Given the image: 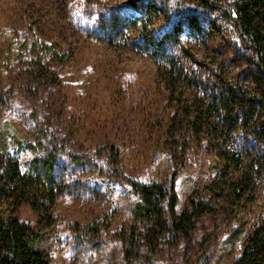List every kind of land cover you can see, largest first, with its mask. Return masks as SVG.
<instances>
[{
	"label": "rangeland",
	"instance_id": "1",
	"mask_svg": "<svg viewBox=\"0 0 264 264\" xmlns=\"http://www.w3.org/2000/svg\"><path fill=\"white\" fill-rule=\"evenodd\" d=\"M132 2L118 0L126 14L145 16L152 21L153 29L159 30L164 15H146ZM17 5L20 6L18 0H0V43L12 26L23 28L26 19L20 17ZM203 22V31L190 25L184 27L176 51L183 56L184 46L191 57L224 64L228 79L246 89L253 87L254 76L250 70L245 71L248 63L245 55L238 52V43L214 21ZM57 25L64 36L70 37L67 42L73 41L74 49L70 64L60 69L59 91L35 97L11 93L12 101L2 99L0 92V128L11 124L13 131L35 141L32 114L39 116L40 126L45 121L62 120L58 134L71 140L72 152L77 155L105 152L109 146L120 148L121 172L144 183L162 182L176 172L178 212L196 193L211 183L217 185L223 179V169L228 173L224 180L230 184L242 176L244 167L253 168L250 187L242 197L231 198L228 191L227 202L218 200L217 214L204 217L189 241L164 243L153 263L195 264L204 259V264H234L243 243L258 227H264V144L256 146L241 134L209 141L205 136L193 137L185 128V112H178L182 118L174 116L170 109L168 92L164 83L158 82L156 63L143 43L114 47L102 39L84 37L76 42L77 34L73 35L66 23L58 21ZM128 34L131 40L139 36L133 30ZM190 56H184L188 57L184 60L189 74H208L207 68L196 66ZM177 89L178 95L192 91L182 85ZM56 108L62 109L61 116ZM49 132L52 134L51 128ZM1 142L0 136V151ZM9 143L20 162L33 157L31 151H16L12 139ZM222 151L241 159V173L233 163L227 169L226 162L221 165ZM60 160L56 176L67 187L47 216L48 222L43 211L34 212L28 206L20 209L19 219L40 232L51 264H122V234L133 224L131 212L136 198L125 184L118 183L110 189L102 181V160L97 161V168L92 163ZM233 230L238 233L235 239L231 237Z\"/></svg>",
	"mask_w": 264,
	"mask_h": 264
},
{
	"label": "trees",
	"instance_id": "2",
	"mask_svg": "<svg viewBox=\"0 0 264 264\" xmlns=\"http://www.w3.org/2000/svg\"><path fill=\"white\" fill-rule=\"evenodd\" d=\"M18 1L17 10L26 21L21 29L12 26L0 43L2 99L12 101L11 93L51 96L57 89L60 69L70 64L74 55L73 41L67 42L70 37L64 36L57 25L63 21L73 35L77 34L76 42L84 37L99 38L114 47L143 43L156 63L158 82L164 83L168 92L170 109L177 117L183 118L178 112H185V128L193 137L205 136L209 141L241 134L256 146L264 144V0H133L132 5L146 15H164L159 30L153 29L152 21L145 16L126 14L118 0ZM204 19L214 21L238 43V52L247 59L249 69L245 71L250 70L254 76L253 87L246 89L228 79L224 64L191 57L184 46L183 56L176 51L184 27L203 31ZM129 30L139 33L136 40H131ZM187 54L196 66L207 68L208 74L190 75L184 60ZM178 85L192 91L178 95ZM56 113L61 116L62 109L56 108ZM31 116L35 118V141L13 131L11 124L0 128V264H51L41 244L42 235L21 221L18 213L28 206L34 212L43 211L48 222L47 216L67 187L56 176L61 158L76 164L92 163L96 168L97 161L102 160V181L110 189L125 184L136 198L131 212L133 224L122 234V264H153L164 243L189 241L204 217L217 214L218 200L227 202L228 191L231 198L239 199L251 184L253 168L241 170V159L222 151L221 165L226 162L227 169L233 163L242 176L228 184L224 180L228 173L223 169V179L217 185L211 183L196 193L178 212L176 172L162 182H140L121 172L120 148L109 146L105 152L77 155L72 152L71 140L58 134L62 120L45 121V126H40L39 116ZM50 128L52 134L48 133ZM10 139L16 151H31L33 157L20 162L11 150ZM237 236V230H233L231 237ZM204 262L201 259L195 264ZM234 264H264V227H258L243 243Z\"/></svg>",
	"mask_w": 264,
	"mask_h": 264
}]
</instances>
